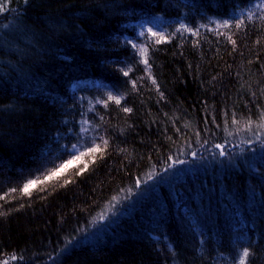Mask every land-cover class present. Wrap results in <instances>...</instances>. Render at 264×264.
I'll use <instances>...</instances> for the list:
<instances>
[{"label":"trees","instance_id":"16d2710c","mask_svg":"<svg viewBox=\"0 0 264 264\" xmlns=\"http://www.w3.org/2000/svg\"><path fill=\"white\" fill-rule=\"evenodd\" d=\"M163 1L0 0V264H238L240 245L264 264L260 0ZM174 13L229 25L125 75L136 41ZM100 85L119 103L94 115L84 93ZM86 116L99 151L52 176Z\"/></svg>","mask_w":264,"mask_h":264},{"label":"bare ground","instance_id":"6f19581e","mask_svg":"<svg viewBox=\"0 0 264 264\" xmlns=\"http://www.w3.org/2000/svg\"><path fill=\"white\" fill-rule=\"evenodd\" d=\"M154 2L158 5H163V6L164 4H166V1H163V0H154ZM224 3L227 4L228 2L226 1ZM172 17H174L173 22H172V18H169V24L167 26L164 27V26H160L157 24V26L152 27V28H157V31L155 33H162L163 37H166V39L162 38V36L160 35L153 36L152 35L153 32L148 31L146 35L142 37L141 40L136 41V42H141L144 45L146 52H142L141 50L130 51L128 55H126L125 58L122 59V63L120 64V69L124 73H128L127 74L128 77L133 78L135 76L147 75V74L152 73V69L155 66L154 62L156 61L155 59L156 55L161 54L163 52V49L161 48V45H163V43L167 45H171V44H174L176 40H179V41L183 40L185 43L193 42L194 40L197 39V37H199L201 32H207V31L209 32L210 30L216 28L217 26L216 21L218 20V17L210 15V14H208L207 21H204V22L203 21H196V22L191 21L190 22V21H187L184 18V16H177L175 13L172 15ZM181 25H185L187 26V28H190L193 30L198 29L199 32L198 34H194V31H187L185 29H181ZM149 29L151 28L149 27ZM134 45H135V42L133 40V42L129 44V47L134 49ZM145 58L148 60L147 65L143 63V60ZM104 86L105 85H100L98 88H96L98 90L85 92L84 94H86L88 102H89V98L94 99L96 95H101L100 91L101 89H103ZM105 87H107L111 91L114 90V88H112L109 85H106ZM82 120L83 119H81L79 122V125H80L79 129H81L83 126L81 125ZM151 187L152 186L149 183L147 184V186L139 190L137 194L142 199L143 196L144 197L147 196V193ZM260 221H261V225L258 229L259 231H261L264 225V221L261 219ZM93 224L94 223H92V225L90 226V229L92 228ZM240 246L249 248L246 245H240ZM245 248H240L241 254L243 252V249Z\"/></svg>","mask_w":264,"mask_h":264},{"label":"rangeland","instance_id":"374dc122","mask_svg":"<svg viewBox=\"0 0 264 264\" xmlns=\"http://www.w3.org/2000/svg\"><path fill=\"white\" fill-rule=\"evenodd\" d=\"M225 21H216V25H218L220 28H226L228 26H222L224 24ZM228 25H229V21H228ZM153 26H150L152 32H156L157 28H152ZM136 44L139 46V48L141 49L142 52H146V49L144 47V45L140 42H136ZM101 95H96V97L94 99L89 98V110L93 112L94 115L97 114L98 112V108H96V106L98 105H103L104 100L109 99V94H111V96L116 97L117 98V94L113 91H111L110 89H108L107 87H103V89H101L100 91ZM112 100V99H110ZM103 109L99 110V113L97 115V119L100 122L103 114H102ZM82 128H81V133H80V139L77 142V144L75 145V148L72 149V154H71V159L69 161H71V164L68 165H72V164H77L78 161H80L81 159L87 157L89 154L93 153L95 151V149L98 147V126L95 125V123L90 120V118L88 116H86L82 122H81ZM78 134L76 135L75 139H77ZM68 161V162H69ZM64 164V165H66ZM129 196H131V199H135V196L133 193H130ZM194 222V221H193ZM250 255V254H249ZM242 258V254L239 257V261L238 264H240V260ZM249 256L247 257V261H248Z\"/></svg>","mask_w":264,"mask_h":264},{"label":"snow or ice","instance_id":"6c2138e0","mask_svg":"<svg viewBox=\"0 0 264 264\" xmlns=\"http://www.w3.org/2000/svg\"><path fill=\"white\" fill-rule=\"evenodd\" d=\"M255 7L259 10H261V18H264V0H260V2L258 4L255 5ZM6 8L3 7L2 4H0V12L2 11H5ZM252 15H255V13H252L249 15L248 19H251L252 18ZM244 22L241 20L237 23V27H240ZM222 26H228V21H225L224 24ZM181 29H185L187 31H194V34H198L199 30L196 29V30H193V29H190V28H187V26L185 25H181ZM149 32H152L151 29H148ZM153 36H157V35H160L162 36V38L166 39V37H163V34L162 33H155L153 32L152 33ZM159 42V41H158ZM233 44H235V41H232ZM143 63L144 64H148V60L145 58L143 60ZM128 73H125V75H127ZM133 87H135V84H136V81L133 80L131 81ZM153 83H155V80L153 79ZM255 95V94H253ZM161 96H163V93H161ZM109 99H116L117 100V103H119V99L116 98V97H113L111 96V94H109ZM125 112H130L131 109L130 108H124L123 109ZM262 115H264V112H262ZM257 139H259V137H257ZM252 141H249V143H251ZM75 147V146H73ZM215 147L217 149H219V155L220 156H225L227 153L224 151V147L225 145L224 144H218V145H215ZM96 151H99V148L97 147L95 149ZM192 156L195 157L196 156V153L193 152L192 153ZM179 163H184V161H178ZM68 164H71V161L68 162ZM68 164L64 165L63 167L59 168L56 172H53L51 175L52 176H58L61 172H63L67 167H68ZM48 179H51V176L48 177ZM37 181L36 180H31L28 182V184H26L23 188V191L24 192H28L30 188L34 187L36 185ZM103 218V217H102ZM250 252H249V249L248 248H245L243 249V252H242V258L240 260V264H247V257L249 256ZM13 259H16L15 256H13ZM20 259H23V257H20ZM4 264H7V262L5 261Z\"/></svg>","mask_w":264,"mask_h":264}]
</instances>
